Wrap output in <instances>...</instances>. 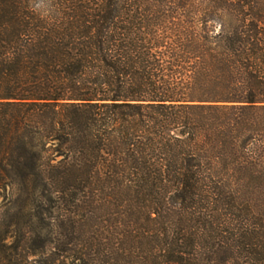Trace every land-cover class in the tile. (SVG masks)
I'll return each mask as SVG.
<instances>
[{
  "label": "trees",
  "instance_id": "trees-1",
  "mask_svg": "<svg viewBox=\"0 0 264 264\" xmlns=\"http://www.w3.org/2000/svg\"><path fill=\"white\" fill-rule=\"evenodd\" d=\"M0 201V264H264V0H0Z\"/></svg>",
  "mask_w": 264,
  "mask_h": 264
},
{
  "label": "rangeland",
  "instance_id": "rangeland-1",
  "mask_svg": "<svg viewBox=\"0 0 264 264\" xmlns=\"http://www.w3.org/2000/svg\"><path fill=\"white\" fill-rule=\"evenodd\" d=\"M2 204V201H0V205ZM9 243H13V241L12 240H9ZM16 254V255H15ZM15 254H13V256H12V258L13 259H17L18 258V256H19V254L18 253H15ZM3 255H0V261L3 259ZM45 258H46V256H44L43 257V260H45ZM31 260H33V259H30V261ZM57 264H60L59 262L57 263Z\"/></svg>",
  "mask_w": 264,
  "mask_h": 264
}]
</instances>
